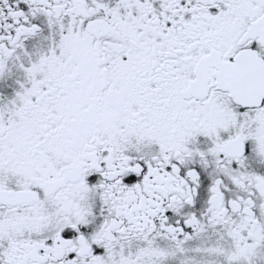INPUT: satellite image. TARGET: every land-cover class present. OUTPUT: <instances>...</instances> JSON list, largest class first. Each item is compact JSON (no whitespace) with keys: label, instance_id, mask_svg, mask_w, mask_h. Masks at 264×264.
Masks as SVG:
<instances>
[{"label":"snow or ice","instance_id":"6c2138e0","mask_svg":"<svg viewBox=\"0 0 264 264\" xmlns=\"http://www.w3.org/2000/svg\"><path fill=\"white\" fill-rule=\"evenodd\" d=\"M0 264H264V0H0Z\"/></svg>","mask_w":264,"mask_h":264}]
</instances>
